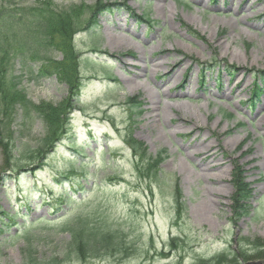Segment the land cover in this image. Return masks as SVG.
<instances>
[{
  "label": "rangeland",
  "instance_id": "obj_1",
  "mask_svg": "<svg viewBox=\"0 0 264 264\" xmlns=\"http://www.w3.org/2000/svg\"><path fill=\"white\" fill-rule=\"evenodd\" d=\"M97 1L24 0L61 9ZM101 1L124 5L91 21L83 15L70 33L79 88L76 105L64 110L67 129L52 146L40 141L47 134L42 120L29 116L22 123L24 110L10 114L7 100L15 89L17 99L59 107L72 95L54 76L38 77L33 55L27 53L23 68L14 59L23 48L20 34L0 28V138L8 135L5 144L0 139V173L12 159L11 143L42 151L34 160L13 153L18 164L35 168L0 180V216L18 214L34 235L28 245L23 235L5 239L2 230L0 264L264 260L257 256L264 253V90L249 98L256 72L264 70V0ZM129 11L148 15L153 26ZM53 56L64 62V53L55 49ZM206 64L213 67L205 70ZM207 144L208 152L200 150ZM80 146L90 163L85 178L98 184L83 181L89 191L81 200L74 194L68 217L94 213L119 231L121 248L61 261L69 239L61 222L52 229L30 224L61 214L49 211L62 191L58 174L69 170L72 147ZM148 161L154 178L143 175Z\"/></svg>",
  "mask_w": 264,
  "mask_h": 264
},
{
  "label": "trees",
  "instance_id": "obj_2",
  "mask_svg": "<svg viewBox=\"0 0 264 264\" xmlns=\"http://www.w3.org/2000/svg\"><path fill=\"white\" fill-rule=\"evenodd\" d=\"M123 5V2L103 4L101 0H98L95 5L87 8L81 5H74L72 8L61 9L55 8L47 2L30 6L24 0H0V28H12L20 34L23 42V48L16 51L17 54L14 56V59L24 68L28 65L26 63L27 53L31 57L33 55L37 59L36 62L39 63L38 77L54 76L60 83L68 87V92L72 95L71 100L69 99L66 103H61L59 107H54L48 103L33 105L26 95H22V98L17 99L18 95L15 94L20 92V90L15 89L12 93L13 97L7 100L10 106L8 109L10 114L15 112L16 107L24 110L25 115H21L22 123L26 124L29 121L27 118L29 116H32V118L36 116L42 120L47 129V134L40 140L42 144H45L44 146L48 143L52 146L55 142L61 140L60 137L66 131L69 122V118L66 116L67 111L65 112L64 110L69 107L73 108L76 105L75 97L78 94L79 80L77 79L75 71L77 61H75L76 63L74 65L71 57L72 51L70 53L69 50V40H67L69 39L70 33L77 30L76 26L83 19L81 18L83 15L87 17L86 21H91L94 16L106 14L107 11L112 12L113 9L111 7H116L117 9L118 7H123ZM129 13L133 15V12L129 11ZM133 16L137 17V21L139 22L144 21L148 25H152V21H149L148 15L144 13L139 14V16ZM55 49L58 53L65 54L64 62L55 60L56 56H53ZM210 67H213V65L206 64L205 70ZM256 74L253 86L249 92V98L253 100L255 98L258 99L264 90V70H260ZM7 137L8 135L5 138H0L3 139V144L8 139ZM85 145L91 146L88 143ZM8 149L9 154L7 156L9 155L12 159H7V167L0 173V180L12 175L16 176L20 172L29 171L33 167L35 168V166L18 164L15 161L13 153L18 156L27 155L24 157L34 160L39 159L41 157L40 153L42 152L40 149L33 151L30 147L27 148L26 146L19 148V146L12 143ZM72 150L73 155L69 158V170L58 174V178L60 179L57 182L61 183L60 186L62 189L58 196L59 202L58 204L53 203L49 210L51 211L50 213L52 211H60L61 214L57 219H53L52 221L42 216L40 219L31 221L30 227L34 224H39L41 226L43 225V227H51L50 229H52L60 221L61 223L58 225V228H61V231L65 230L68 232L69 237L67 241V253L61 261L65 259L70 260L71 258L85 261L89 257H97L108 251H117L121 248V243L119 240V231L112 230L103 219L95 218L94 213L86 212L83 215H76L72 219L68 217V208L71 207L73 202L78 201L75 199L74 194L77 192L81 200L83 194L89 191L85 186H81L83 185V181H86L87 185H90L92 182L93 186L91 188L98 184V181L95 179L89 182L85 178L90 163L84 160L81 146L80 150L75 149V147H72ZM75 163H77V166H75ZM147 164L149 170L143 171V175L154 178L156 174H151L155 171V166L151 164V161H148ZM64 180L67 181V186L64 184ZM235 181L237 183V192L243 197L245 188L237 178ZM60 204H63V206H60ZM234 204L237 207L236 211H238L241 205L237 201ZM243 213L247 214L245 210ZM4 214L0 216V232L3 230L4 234L7 235L5 239L11 240L23 235L25 242L31 245L30 243L34 235L29 233V229L23 221L19 222L16 219L19 215ZM20 217L26 219L27 213H23ZM12 229L14 233H11ZM257 256L264 257V253L257 254Z\"/></svg>",
  "mask_w": 264,
  "mask_h": 264
},
{
  "label": "bare ground",
  "instance_id": "obj_3",
  "mask_svg": "<svg viewBox=\"0 0 264 264\" xmlns=\"http://www.w3.org/2000/svg\"><path fill=\"white\" fill-rule=\"evenodd\" d=\"M123 39L121 38V40L120 41H122ZM124 41H125V39H124ZM155 66H157V64H154V67ZM156 107H153V109H152V112H151V114H153L152 115V117L154 118V117H158V113H156ZM261 122L263 123L264 122V118L261 120ZM210 147H211V145L210 144H207L206 146H201L200 145V150L202 149L203 151H205V152H208V150L210 149ZM210 164H212V163H210ZM209 163H207L206 165H210ZM215 166V165H214ZM212 167V165H210V166H208V167H206L205 169L206 170H208V169H210ZM205 177H209V176H206V175H204Z\"/></svg>",
  "mask_w": 264,
  "mask_h": 264
},
{
  "label": "water",
  "instance_id": "obj_4",
  "mask_svg": "<svg viewBox=\"0 0 264 264\" xmlns=\"http://www.w3.org/2000/svg\"><path fill=\"white\" fill-rule=\"evenodd\" d=\"M243 264H264V260L246 261V263Z\"/></svg>",
  "mask_w": 264,
  "mask_h": 264
}]
</instances>
